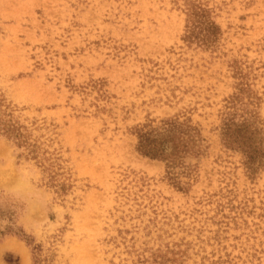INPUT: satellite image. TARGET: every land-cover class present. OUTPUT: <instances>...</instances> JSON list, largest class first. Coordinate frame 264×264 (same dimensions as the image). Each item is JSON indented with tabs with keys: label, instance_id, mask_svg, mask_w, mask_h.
<instances>
[{
	"label": "rangeland",
	"instance_id": "374dc122",
	"mask_svg": "<svg viewBox=\"0 0 264 264\" xmlns=\"http://www.w3.org/2000/svg\"><path fill=\"white\" fill-rule=\"evenodd\" d=\"M0 231V264H264V0H0Z\"/></svg>",
	"mask_w": 264,
	"mask_h": 264
},
{
	"label": "trees",
	"instance_id": "16d2710c",
	"mask_svg": "<svg viewBox=\"0 0 264 264\" xmlns=\"http://www.w3.org/2000/svg\"><path fill=\"white\" fill-rule=\"evenodd\" d=\"M167 132H171L170 130H166ZM152 133H144L139 136V145L138 149L146 156L150 157H160L164 156V148L160 145V143L151 136ZM171 167V166H169ZM6 233H14L13 230L9 229ZM5 232L0 231V235H4ZM31 245V243H30ZM37 248L34 247V252L36 253Z\"/></svg>",
	"mask_w": 264,
	"mask_h": 264
}]
</instances>
